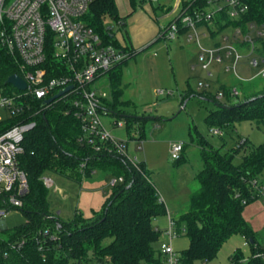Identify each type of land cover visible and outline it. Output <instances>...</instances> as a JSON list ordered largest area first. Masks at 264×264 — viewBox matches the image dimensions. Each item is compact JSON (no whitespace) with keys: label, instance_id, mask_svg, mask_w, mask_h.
<instances>
[{"label":"trees","instance_id":"1","mask_svg":"<svg viewBox=\"0 0 264 264\" xmlns=\"http://www.w3.org/2000/svg\"><path fill=\"white\" fill-rule=\"evenodd\" d=\"M243 1L248 11L239 21H232L225 14L216 16L214 22L220 31L230 25L244 26L248 21L264 28V0ZM129 2L134 8L137 0ZM188 3L191 8L206 7L205 0H189L185 5ZM83 19L105 43L122 46L118 39L110 38L106 26L108 19H124L116 0H94ZM204 24L210 26L208 22ZM124 48L130 57L109 72L113 100L104 101L112 115H119L124 66L136 55L132 46ZM258 52L264 57V37L259 39ZM16 73L20 70L14 57L0 46V85L7 87L8 77ZM220 89L224 96L231 95L228 86L222 84ZM218 92L213 96L207 91L195 92L217 105L206 117L209 128L218 126L228 131L244 120L264 125V90L247 94L245 102L232 105H222ZM186 98L184 95L182 101ZM119 116L127 128L136 127L138 131L130 140L145 138L147 117ZM36 120L37 126L26 134L24 153L19 156V165L28 176L29 192L23 197V206L16 209L24 212L26 221L0 233V250H9L7 257L0 253V264H93L96 261L163 264V254L156 246L161 233L155 230L154 221L168 212L146 166L140 171L115 153H99L89 145H81L78 120L60 105L38 115ZM195 133L194 136L191 128V138L200 147L203 167L197 174L200 187L190 195L188 211L176 221L178 229L185 228L189 240L188 247L180 252V263H207L216 258L230 237L240 234L246 238L250 254L237 248L231 255V263L264 264V259L256 256L263 251L257 233L244 217L246 206L261 200L254 195L252 180L260 178L264 169V142L250 144L248 138L241 137L232 147L227 148L226 143L216 147L197 128ZM242 152L241 161L236 163V155ZM82 162H86L84 175L80 173ZM101 169L110 170L124 181L112 186V193L100 211L89 218L76 213L72 220L52 213L48 189L42 179L45 173L54 172L81 182ZM2 199L5 197L0 196V207L7 206ZM22 239L26 243L21 250L9 249L10 241Z\"/></svg>","mask_w":264,"mask_h":264},{"label":"built area","instance_id":"2","mask_svg":"<svg viewBox=\"0 0 264 264\" xmlns=\"http://www.w3.org/2000/svg\"><path fill=\"white\" fill-rule=\"evenodd\" d=\"M145 1L153 3L158 0ZM188 1H179L184 6L167 25L161 26L159 39L171 41L184 33L188 41L198 44L199 65L208 75H212L211 67L214 64L227 60L229 63L225 69L236 73L238 63L245 56L244 50L250 65L261 66L257 76L264 77V57L258 52L264 28L256 22L248 21L244 26H227L219 43L214 46L204 43V39L209 38L211 33L224 31H220L214 22L217 15L225 14L228 19L239 21L248 11V5L243 0H205V8H191L189 3L185 5ZM93 2L94 0H0V46L14 57L20 70L16 74L27 84L24 90L13 84H8L12 89L0 85V196L5 197L1 201L7 205L0 207V233L9 228L7 215L23 206V197L29 192L27 173L19 165V156L24 153L25 136L37 126L36 117L55 105L64 107L67 113H72L78 120L81 128L78 142L81 145H89L99 153H115L140 171L146 166L138 154L143 149V139H135L138 142L137 154H131L129 140L115 137L103 121V116L112 115L104 101L110 100L108 91L92 87L107 76L110 88L109 72L130 57L125 46L105 43L84 21L83 17ZM107 21L110 38L117 39L115 28L124 27V19ZM207 22L213 26L209 28L211 32L205 27L207 25L204 23ZM225 22L223 19L222 25ZM69 86L72 88L65 91ZM207 87V84H201L200 88ZM60 91L65 92L47 102ZM163 92L157 91L158 94ZM238 94L236 88L231 90V95ZM223 96V91L218 92L219 99ZM3 109L7 116L3 115ZM125 123L124 119H115L110 124L124 127ZM226 132L225 128L218 126L209 129L212 136L221 138ZM183 151V141L171 143L172 160L181 159ZM85 169L86 162H82V175L85 174ZM42 179L47 187L55 184L47 173ZM123 181V177L114 176L110 185L115 186ZM252 184L256 189L254 195L264 201L262 179H253ZM155 230L166 238L160 242L163 264H181L180 252L174 248L173 240L186 232L185 228L178 229L176 220L168 215L167 227L164 230L155 227ZM25 243L24 239L13 240L8 243V247L19 251ZM2 253L7 257L9 250ZM256 256L264 259V248ZM93 264L104 263L96 261Z\"/></svg>","mask_w":264,"mask_h":264},{"label":"rangeland","instance_id":"3","mask_svg":"<svg viewBox=\"0 0 264 264\" xmlns=\"http://www.w3.org/2000/svg\"><path fill=\"white\" fill-rule=\"evenodd\" d=\"M116 2L120 14L125 17V26L120 29L115 28L117 39L130 47V32L135 24L130 22V17L137 14L149 16L152 13L159 27L163 23L156 19L163 14L159 6L165 2L172 4L174 0H159L153 3L137 0L134 8L128 0H116ZM155 39L124 66L125 85L123 84V93L119 98L117 114L148 118L143 149L138 151V154L149 165V177L158 189L161 199L164 200L167 212L177 217L188 211L190 194L200 187L197 174L203 167V161L199 147L191 138V128L194 136L197 128L198 132L205 135L216 147L223 143H226L227 148L232 147L241 137L248 138L250 144L264 142V125L251 120L235 123L234 128L228 130L223 138L212 136L209 133L210 122H207L205 117L211 111H215L217 105L195 92L207 91L213 96L223 84L232 89L237 88L239 94L223 96L219 99L220 103L238 104L245 102L247 94L264 90V77L257 76L261 66L250 65L246 52L238 63L236 73L225 69L226 64L229 63L225 61L214 64L211 67L213 75H208L201 66L197 65L199 60L195 55L194 42H188L182 36L171 41L160 39L154 42ZM154 53L157 64L152 62ZM191 58L192 64L196 65L195 68L192 67ZM201 84H207V89L200 88ZM92 87L108 91V98L110 101L113 100L112 88L108 87L107 76L101 78ZM7 89H12V86L7 85ZM160 90L164 91L163 94L157 93ZM184 95L187 98L182 101ZM2 113L7 116L6 110L3 109ZM119 115L103 116V121L107 123L115 137L129 140L130 153L137 154V140L129 139L131 135H138L136 127L127 128V123L124 127H114L110 124L115 119H122ZM181 141L184 142L183 157L174 161L170 156L171 143ZM242 154L243 152L236 155V163L241 161ZM47 175L55 182L47 187L51 211L64 220H72L76 213L86 218L92 217L95 212L101 210L113 190L110 185L113 172L110 170L101 169L92 177L83 178L81 182L54 172H48ZM261 176H264V169ZM80 189L83 191L81 192ZM255 206H258V202L253 205ZM167 219V215L161 217L159 226L165 227ZM6 221L9 228H14L26 221V215L23 211L15 209L7 215ZM163 240L166 238L163 237ZM245 242L246 239L242 235H233L223 244L216 258L206 264H230L231 255L237 248H241L246 255H249L250 246ZM160 244V242L156 244L157 248ZM188 245L189 240L185 232L173 240V246L178 252Z\"/></svg>","mask_w":264,"mask_h":264},{"label":"crops","instance_id":"4","mask_svg":"<svg viewBox=\"0 0 264 264\" xmlns=\"http://www.w3.org/2000/svg\"><path fill=\"white\" fill-rule=\"evenodd\" d=\"M179 1L180 0H174V3H172V4L171 3H166L167 2L166 1L165 3L161 4L159 7L162 10L163 14L161 16L156 17L157 21L158 22L163 21L162 24L163 25H167L177 14H179V12L181 10V7L184 6V5H182L183 0H182V3H180ZM151 12H152V10H151ZM153 17L154 16L152 15V13H150L149 16L148 15H143L142 16V15L137 14V15H134V16L130 17V22L131 23L135 22V24L131 28L132 31L130 33H131V46H132V48L135 49L136 55L140 54L145 49V46L148 43H150L151 41H153L155 38L156 39H155L154 42H158L160 40L159 39V33H160V29L159 28H161L162 24H160V26L158 27L157 24L155 23V20L153 19ZM205 27H206V29H209V27H213V26L210 25V26H205ZM209 31H210V29H209ZM223 32L226 33V29L224 31H222V32H219V33H215V34L211 33L209 38L204 39V43L207 46L216 45L217 43H219L221 41V35H222ZM180 36L185 37L186 41H188L187 38H186V35L184 33H182ZM119 42L121 43V45L125 46L121 41H119ZM188 42H190V41H188ZM195 45H196L195 55H196L197 59L199 60V46H198L197 43H195ZM167 47H168V45H167ZM243 53H245L244 50H243ZM136 55L134 57H136ZM155 56H156V53L153 54L152 62L157 64ZM192 63H193V61H192V58H191V64ZM127 64H128V62H127ZM136 64L138 65V62ZM197 65H199V63ZM192 67L195 68L196 65L195 66L193 65ZM211 72H212V75H213V71H211ZM123 75H124V73H123ZM123 80H122V86L124 87L125 84H124ZM230 89L234 90L235 88H233V89L230 88ZM260 90H258V91H260ZM218 91H222V90L220 89V90H217V92ZM206 117H205V119H206ZM158 127H159V125H158ZM199 150H200V147H199ZM142 159L145 161L146 168L150 172L149 165L147 164L146 160L144 158H142ZM96 172H98V171H96ZM96 172L93 173L92 176L94 174H96ZM260 178L264 181V176H261ZM80 190H81V192L83 191V189H80ZM195 191H192L191 194L193 192H195ZM257 202H258V206L253 207V205L256 204ZM168 215H170L174 220L177 221L182 214L177 216V217L173 216L171 213H168L167 216ZM244 217L247 220V222L249 223V225L252 227V229L257 233L258 243H260L262 248H264V201H262V200H258L257 201L256 200V201L250 203L249 205H247L245 210H244ZM160 218L161 217H158V218L155 219L154 226L155 227H159L160 229L164 230L167 227L168 219H167L166 226L165 227H161V226H159ZM161 240H163V237H161ZM161 240H160V242H161ZM245 243L248 244L247 240H246Z\"/></svg>","mask_w":264,"mask_h":264},{"label":"water","instance_id":"5","mask_svg":"<svg viewBox=\"0 0 264 264\" xmlns=\"http://www.w3.org/2000/svg\"><path fill=\"white\" fill-rule=\"evenodd\" d=\"M6 84H13L15 85L18 89L24 90L27 87L26 82L17 74H12L8 77ZM72 86L67 87V90H70ZM65 91H60L58 94H56L53 98L49 99L47 102H51L53 99L59 97L61 94H63Z\"/></svg>","mask_w":264,"mask_h":264}]
</instances>
